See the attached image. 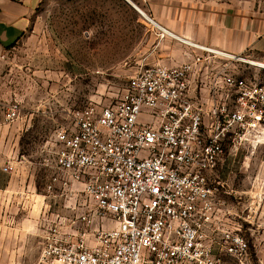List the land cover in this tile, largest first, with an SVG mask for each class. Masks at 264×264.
<instances>
[{
  "label": "built area",
  "instance_id": "built-area-1",
  "mask_svg": "<svg viewBox=\"0 0 264 264\" xmlns=\"http://www.w3.org/2000/svg\"><path fill=\"white\" fill-rule=\"evenodd\" d=\"M197 49L178 67L140 66L115 103L76 110L56 131L46 190L59 186L72 215L47 220L37 264L247 261L250 243L228 223L231 193L211 175L227 149L264 144V85L210 72L219 54ZM19 113L11 106L6 121Z\"/></svg>",
  "mask_w": 264,
  "mask_h": 264
},
{
  "label": "rangeland",
  "instance_id": "rangeland-1",
  "mask_svg": "<svg viewBox=\"0 0 264 264\" xmlns=\"http://www.w3.org/2000/svg\"><path fill=\"white\" fill-rule=\"evenodd\" d=\"M129 1L136 8L125 0H42L31 29L0 60V139L14 137L21 180L39 194L54 173L47 160L56 131L71 123L76 110L115 103L150 40L142 19L170 20V0ZM220 62L235 77L264 85V68L253 65L255 59ZM16 104L19 117L7 122V111ZM6 145L0 140V147ZM226 151L227 169L217 175L224 174L223 182L240 191L241 202L259 200L255 216L264 220V144ZM6 213L21 214L16 209ZM248 229L243 226L252 264H264V232L252 237ZM38 259L35 243L17 253L0 248V264H37Z\"/></svg>",
  "mask_w": 264,
  "mask_h": 264
},
{
  "label": "crops",
  "instance_id": "crops-1",
  "mask_svg": "<svg viewBox=\"0 0 264 264\" xmlns=\"http://www.w3.org/2000/svg\"><path fill=\"white\" fill-rule=\"evenodd\" d=\"M125 1L136 8L129 0ZM262 1L264 0H170V20L163 22L164 24L154 20L169 34L162 35L161 31L142 19L151 35L144 54L136 61L135 72L140 66L174 68L192 62L194 56L200 53L197 47L209 48L219 54L220 59L213 61L210 72L221 67L222 59L253 58L264 64ZM41 2L42 0H0V60L31 29ZM192 96L195 94L192 93ZM0 140L7 143L5 148L0 147V248L6 247L9 253H17L26 244L35 243L40 256L48 229L47 220H52L56 214L70 217L72 212L66 208L70 202L60 195L59 186L54 194H49L46 188L45 193L39 194L35 187L24 184L16 162L14 137L3 135ZM226 161L225 157L211 177L231 193L225 197L228 223L239 226L246 237L244 225L249 226L250 236L261 235L264 232L261 230L264 220L255 216L262 207L260 201L248 204L241 202L243 198L240 191L223 182L224 174L217 175L219 170L226 171ZM8 165L15 167L13 174L4 172ZM14 209L21 214L9 216L6 213ZM262 252L263 250L258 249L255 254L260 255ZM250 253L244 264H252L253 253ZM220 257L222 264H231V260L240 264L225 252H221Z\"/></svg>",
  "mask_w": 264,
  "mask_h": 264
},
{
  "label": "bare ground",
  "instance_id": "bare-ground-1",
  "mask_svg": "<svg viewBox=\"0 0 264 264\" xmlns=\"http://www.w3.org/2000/svg\"><path fill=\"white\" fill-rule=\"evenodd\" d=\"M252 64L253 65H255V66H259V67H262V68H264V64H262V63H259V62H252Z\"/></svg>",
  "mask_w": 264,
  "mask_h": 264
},
{
  "label": "water",
  "instance_id": "water-1",
  "mask_svg": "<svg viewBox=\"0 0 264 264\" xmlns=\"http://www.w3.org/2000/svg\"><path fill=\"white\" fill-rule=\"evenodd\" d=\"M129 2V1H128Z\"/></svg>",
  "mask_w": 264,
  "mask_h": 264
}]
</instances>
